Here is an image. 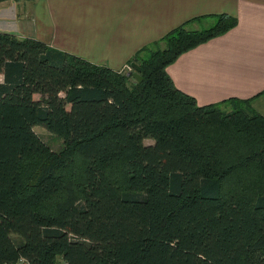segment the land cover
<instances>
[{
	"label": "trees",
	"instance_id": "trees-1",
	"mask_svg": "<svg viewBox=\"0 0 264 264\" xmlns=\"http://www.w3.org/2000/svg\"><path fill=\"white\" fill-rule=\"evenodd\" d=\"M236 23L193 16L129 69L0 31V264H264V112L166 71Z\"/></svg>",
	"mask_w": 264,
	"mask_h": 264
},
{
	"label": "crops",
	"instance_id": "crops-1",
	"mask_svg": "<svg viewBox=\"0 0 264 264\" xmlns=\"http://www.w3.org/2000/svg\"><path fill=\"white\" fill-rule=\"evenodd\" d=\"M220 12L234 15L236 25L182 52L166 71L199 104L250 98L263 113L264 0H0V31L15 33L13 20L21 37L121 69L173 27Z\"/></svg>",
	"mask_w": 264,
	"mask_h": 264
},
{
	"label": "rangeland",
	"instance_id": "rangeland-1",
	"mask_svg": "<svg viewBox=\"0 0 264 264\" xmlns=\"http://www.w3.org/2000/svg\"><path fill=\"white\" fill-rule=\"evenodd\" d=\"M211 22H212V19H207V20L203 21V24L200 26H207ZM10 24H11L9 27L10 31L18 33L17 29L20 28V25L14 23L13 20L10 21ZM20 30H22V29H20ZM157 46L162 47L163 41H159L157 43V45H152L151 48H156ZM123 69H126L125 65L123 66ZM137 73H138V71H137ZM37 97H39V94H34V98H37ZM222 106H224V105H222ZM33 129L38 134L37 136H39L44 142H46V144H48L49 148H51L52 150H57L62 146L61 139L59 137H57L56 135H54L53 133H51L50 131H48L45 127L40 126V125H35L33 127ZM151 141H152L151 139H145V142L147 144L150 143Z\"/></svg>",
	"mask_w": 264,
	"mask_h": 264
},
{
	"label": "built area",
	"instance_id": "built-area-1",
	"mask_svg": "<svg viewBox=\"0 0 264 264\" xmlns=\"http://www.w3.org/2000/svg\"><path fill=\"white\" fill-rule=\"evenodd\" d=\"M125 67H126L127 69L130 68V66H129L128 64L125 65ZM4 264H8V263H4ZM14 264H28V262H27V260H26L24 257H19V258L15 261Z\"/></svg>",
	"mask_w": 264,
	"mask_h": 264
},
{
	"label": "water",
	"instance_id": "water-1",
	"mask_svg": "<svg viewBox=\"0 0 264 264\" xmlns=\"http://www.w3.org/2000/svg\"><path fill=\"white\" fill-rule=\"evenodd\" d=\"M132 65H133V64H132ZM133 67H134V69H135L134 72H133V76L136 77V78H138V79H140L141 77H140L139 74L137 73L138 68H139L138 65L135 64V65H133Z\"/></svg>",
	"mask_w": 264,
	"mask_h": 264
}]
</instances>
